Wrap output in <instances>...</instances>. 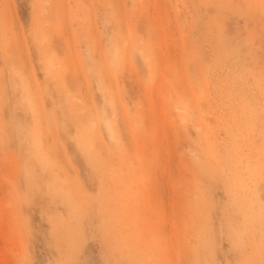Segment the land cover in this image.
<instances>
[{
    "label": "rangeland",
    "instance_id": "rangeland-1",
    "mask_svg": "<svg viewBox=\"0 0 264 264\" xmlns=\"http://www.w3.org/2000/svg\"><path fill=\"white\" fill-rule=\"evenodd\" d=\"M0 264H264V0H0Z\"/></svg>",
    "mask_w": 264,
    "mask_h": 264
},
{
    "label": "bare ground",
    "instance_id": "bare-ground-1",
    "mask_svg": "<svg viewBox=\"0 0 264 264\" xmlns=\"http://www.w3.org/2000/svg\"><path fill=\"white\" fill-rule=\"evenodd\" d=\"M111 128V127H110ZM112 131V130H111ZM115 132V131H114ZM113 132V133H114ZM114 136V135H113ZM115 137V136H114ZM117 137H115V140H116ZM118 142V141H117ZM193 156L195 157L196 160H199L200 157L196 154V153H193Z\"/></svg>",
    "mask_w": 264,
    "mask_h": 264
}]
</instances>
